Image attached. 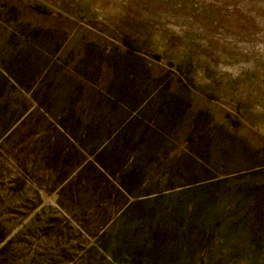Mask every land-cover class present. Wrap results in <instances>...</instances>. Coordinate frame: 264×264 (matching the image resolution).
<instances>
[{"label":"rangeland","instance_id":"374dc122","mask_svg":"<svg viewBox=\"0 0 264 264\" xmlns=\"http://www.w3.org/2000/svg\"><path fill=\"white\" fill-rule=\"evenodd\" d=\"M0 264H264V0H0Z\"/></svg>","mask_w":264,"mask_h":264}]
</instances>
